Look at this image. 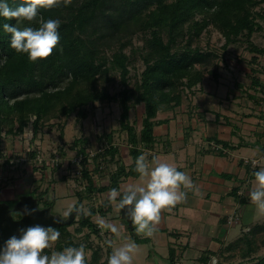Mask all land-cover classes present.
Segmentation results:
<instances>
[{
	"label": "trees",
	"instance_id": "trees-1",
	"mask_svg": "<svg viewBox=\"0 0 264 264\" xmlns=\"http://www.w3.org/2000/svg\"><path fill=\"white\" fill-rule=\"evenodd\" d=\"M22 2L23 0H8L13 8ZM263 2L264 0H68L64 3L61 0L58 6L41 7L38 12L44 19L61 20L58 29L60 40L48 57L30 61L26 53L17 52L10 47L11 34L0 27V128L7 127V131L17 137L32 125L37 135L47 121L70 117L74 113L85 118L89 104L99 100H118L122 110L120 123L127 132L129 156L132 160L130 163H123L119 149L111 144L96 156H103L105 159L110 157L111 162L116 164L110 174L109 185L97 187L91 170L87 167L86 158L83 161L82 177L87 181L85 189L88 192L120 188L125 178L139 177V173L134 170L135 159L154 147L158 113L164 108L181 106L187 94L194 93L193 89L202 83L205 72L196 64L204 62L213 52L204 51L192 44L194 38L199 37L208 25L213 24L222 31L225 47L240 40L249 43V49L254 52L250 68L251 87L264 94V81L258 75L264 73V67L259 66V56L264 54V45H258L252 40L256 32L264 29L258 20H264L263 11L255 10ZM5 22L16 23V19L0 17V25ZM29 24L38 26L36 20H24L20 26ZM164 29L168 32L167 40L162 33ZM121 32L125 36H119ZM138 32L146 37V51L141 54L145 67L134 89L129 85L131 56L124 48L132 43V36ZM115 38L120 41V48L109 56L107 49ZM184 38H187L186 44L180 48V39ZM115 70L120 73L123 85L121 90L112 94L107 89H99V79H109L111 72ZM259 98L264 100L262 96ZM137 104L144 106L139 130L130 120V110ZM61 126L63 134V125ZM81 141L86 142V139H77L75 143L81 144ZM87 147L83 143L79 152L88 155ZM11 161L13 160L7 159L8 164ZM79 197L76 205L82 204V191L79 192ZM245 200L243 197L241 201ZM45 202L50 206L54 203L50 198H46ZM110 208L107 198L101 208H92L87 215H80L78 222L81 227H88L89 231L100 236L101 229L93 217L98 213L106 215ZM18 215L21 214L18 212ZM68 227L69 225H65L56 228L65 230ZM132 230L134 231L133 227ZM255 233L257 231L253 230L243 234L229 245L230 249L240 248V257L246 260L245 264H264V254L253 255L259 249L256 239L251 237ZM133 238L137 242L148 241L135 234ZM67 245L77 246L72 241ZM211 254L213 253L208 251L202 255L201 264L209 262ZM101 258V247L97 246L93 249L92 259L88 264H107V258Z\"/></svg>",
	"mask_w": 264,
	"mask_h": 264
},
{
	"label": "rangeland",
	"instance_id": "rangeland-1",
	"mask_svg": "<svg viewBox=\"0 0 264 264\" xmlns=\"http://www.w3.org/2000/svg\"><path fill=\"white\" fill-rule=\"evenodd\" d=\"M255 10L263 11L262 13L264 14V2L257 5ZM258 20L264 26V20L262 18ZM162 33L167 40V30L164 29ZM119 36H125V34L121 32ZM149 36L147 35V37ZM186 40L187 38L180 39V48L186 44ZM252 40L258 45H264V29L256 32ZM119 42L117 38L111 40L112 45L107 49L109 56H111L114 50L120 48ZM145 42V35L138 32L132 36V43L124 48L131 56V78L129 85L134 89L136 88L135 83L140 79V73L145 67L141 55L146 51ZM224 44L225 37L222 31L213 24L208 25L201 35L193 40L192 46H199L204 51L213 52L204 62L196 64L198 68L203 69L205 72L202 81V86L203 84L205 85V90L203 91L205 93L206 91L209 93V88L213 84H216L217 80L224 91L227 90L226 88L229 87L231 89L234 86L239 90L242 88L245 90V86L251 84L250 68L254 52L249 49V43L245 40H240L227 45V47ZM259 61V66L264 67V54L259 56ZM215 72H218L216 73L217 75ZM258 75L264 78V73H258ZM97 86L99 89H107L112 94H117L123 86L119 71H112L109 79L104 77L99 79ZM200 86L198 85L193 89L194 93L187 94L184 100L185 103L192 100L196 92H200L201 94ZM243 90L242 92L245 93ZM86 111L88 115L85 118H80L78 113H74L70 117L47 121L40 128L37 135H35L32 125H29L23 134L17 137L8 132L7 127L3 126V128H0V181H2L0 182V187L7 186L8 190L7 195L3 196L1 194V197L6 199L5 201L9 205L7 206L12 215L18 216V211H15L14 208L18 202L16 198L22 195H36L39 198L40 207L46 205V198H50L54 202L52 213L57 216L59 214L62 216L69 205L77 204L80 199L79 192L81 191L83 197L81 206H83L86 212H89L92 208L98 209L103 206L105 200L108 198L109 190L88 192L85 189L87 181L82 177V174H79V170L86 158L87 167L91 170V176L97 187L109 185L110 174L116 168V164L111 162L110 157L105 159L103 156L99 158H96V156L100 154V151H103L104 147L113 144L119 149L122 162L129 163L131 157L128 154L127 132L121 127L120 116L122 110L118 100L96 101L93 104H89L86 107ZM143 115V104L134 105L130 110V120L138 130L142 126ZM61 125H63V134L61 133ZM77 139H86V142L81 141V144H76L75 140ZM83 143L88 146V155L79 152V147ZM9 158L14 162L8 164L7 159ZM79 158H82L81 162H79ZM34 166L37 167L34 168ZM131 183H133V179H127L121 185V188ZM236 199V196L229 195V199L226 202L237 204ZM247 208L249 209L250 207L248 206ZM237 217H234L235 220L234 218H230V222L237 221ZM257 217L258 222L260 221L259 219L262 220L261 213H258ZM98 219L108 220L103 217ZM78 220L79 216L74 220L76 221L74 224L69 225L65 230H59L60 237L56 241L50 242V246L43 251L51 255L53 252L62 250L68 246L67 243L69 241H72L77 246L80 244L85 245L86 258L89 263L92 259L93 249L100 246V239H103V237L97 234L94 235L95 233L89 231L88 227H81ZM118 220L125 225L124 232H120L119 230V235H112L113 248L128 242V238L131 239V236L134 234L137 235L124 218L121 217ZM244 224L252 225V222L246 217ZM241 226L240 224L233 226L232 234L234 235L232 236L235 237L239 231L241 232ZM245 231L249 233L248 229L243 230V232ZM252 237L256 239V242L262 248L264 232ZM103 241L105 242V240ZM135 243L137 251L134 253L133 264H146L148 263L147 261L158 264V260L163 259L153 257L155 255L154 249L148 241L142 243L135 241ZM204 247L201 246L199 248V245L194 243L190 258L192 262H195L194 264L198 263L196 259L202 254L200 252ZM262 250L261 252L264 253V249ZM149 252H153L151 260L147 258ZM215 260L217 259L211 258L210 263L216 264L217 261ZM228 261L240 263L241 258L236 256Z\"/></svg>",
	"mask_w": 264,
	"mask_h": 264
},
{
	"label": "crops",
	"instance_id": "crops-1",
	"mask_svg": "<svg viewBox=\"0 0 264 264\" xmlns=\"http://www.w3.org/2000/svg\"><path fill=\"white\" fill-rule=\"evenodd\" d=\"M261 80L264 81V78ZM200 85L202 92H196L191 103L184 101L177 108H164L158 113L156 143L144 153L149 160L158 156L176 165L191 177L194 188H181L187 193L186 199L170 208L161 209L158 230L153 236H137L148 239L154 249L153 257L164 259L158 260V264H194L190 260L194 243L199 248L205 246L196 259L197 264H201V256L208 251L213 253L211 258L217 259L216 264H245L246 260L240 257V248L230 249L229 245L248 233L243 230H255V235L264 232V209L254 204L249 197V191L256 183L253 172L264 167V100L259 98L261 93L251 84L245 86V90L231 86L233 88L228 87L224 91L217 80L209 88V93L203 92L204 84ZM253 160L258 161L255 166ZM130 178L133 183L147 180V177L143 180L140 175L137 178L128 177L121 185ZM229 195L236 196L238 203L226 202ZM243 197L245 202L241 201ZM110 206L106 215L98 213L93 220L97 223L98 218H107V223L124 232L125 225L118 220L122 217L121 212L116 210L114 202H110ZM258 213L262 214L260 223L257 221ZM245 214L252 225L244 224ZM234 217L238 219L231 223L230 218ZM236 224L242 225V234L239 231L234 237L232 228ZM103 229L111 237L100 239L101 260L111 254L112 235L115 234ZM131 239L135 240L133 236ZM262 244L260 248L258 243L259 249L253 255H262L263 240ZM152 253L149 252L147 257L150 260ZM236 256L241 258L240 263L228 261ZM210 261L202 264H211Z\"/></svg>",
	"mask_w": 264,
	"mask_h": 264
},
{
	"label": "clouds",
	"instance_id": "clouds-1",
	"mask_svg": "<svg viewBox=\"0 0 264 264\" xmlns=\"http://www.w3.org/2000/svg\"><path fill=\"white\" fill-rule=\"evenodd\" d=\"M67 3L68 0H63ZM61 0H23L17 7H10L8 0H0V17L16 19V23H3V31L11 34L10 47L17 52L26 53L30 61L48 57L60 40L58 31L61 20L58 18L44 19L39 15L41 7L58 6ZM39 17V18H38ZM36 20L38 26L31 24L20 26L21 22ZM35 119V117H32ZM256 165V161H252ZM144 183H131L123 188H112L108 193V200L115 203L116 210L129 218L137 235L151 237L158 230L161 209L170 208L186 199L187 193L183 189H193L191 177L178 167L158 156L149 160L141 153L135 159V169ZM255 186L249 191L250 200L264 209V167L253 172ZM198 191V190H197ZM38 209L42 207L38 206ZM38 209H26L34 212ZM88 214L81 205H69L61 216L66 220L70 214ZM102 228L109 229L119 235V229L105 220L98 221ZM19 235H12L0 246V264H88L85 245L66 246L51 255L43 250L50 246V242L60 237V232L51 225L45 227L35 224L19 230ZM111 243V241H109ZM137 245L128 238V242L113 248L107 258V264H133Z\"/></svg>",
	"mask_w": 264,
	"mask_h": 264
},
{
	"label": "water",
	"instance_id": "water-1",
	"mask_svg": "<svg viewBox=\"0 0 264 264\" xmlns=\"http://www.w3.org/2000/svg\"><path fill=\"white\" fill-rule=\"evenodd\" d=\"M39 206V198L34 195H22L19 197V200L14 208L15 211H18L21 214V218H15L12 215L9 207L0 203V246L4 244V242L11 237L12 235H19V230L22 228H26L28 226H32L35 224H41L45 227L51 225L53 227H61L65 225H71L77 216L80 214H70V216L64 220L63 218L57 222L56 217H59L52 213V207H44L42 209H38ZM26 209H38L34 212H28ZM121 215L124 219H126L130 224L131 221L124 214V210H121ZM132 225V224H131Z\"/></svg>",
	"mask_w": 264,
	"mask_h": 264
},
{
	"label": "flooded vegetation",
	"instance_id": "flooded-vegetation-1",
	"mask_svg": "<svg viewBox=\"0 0 264 264\" xmlns=\"http://www.w3.org/2000/svg\"><path fill=\"white\" fill-rule=\"evenodd\" d=\"M0 182H2V181H0ZM4 184V183H3ZM7 193H8V190H7V186H2V187H0V203H4V204H6V205H8L7 203H6V199L5 198H2L1 197V194L3 195V196H6L7 195ZM34 196H36V195H34ZM17 200H19V196L16 198ZM9 206V205H8ZM50 205H43V206H41L42 208H44V207H49ZM53 206H54V204L53 205H51V209L53 210ZM15 218H21V215H18V216H14Z\"/></svg>",
	"mask_w": 264,
	"mask_h": 264
},
{
	"label": "built area",
	"instance_id": "built-area-1",
	"mask_svg": "<svg viewBox=\"0 0 264 264\" xmlns=\"http://www.w3.org/2000/svg\"><path fill=\"white\" fill-rule=\"evenodd\" d=\"M261 96L264 97V94H261ZM101 150H102V149H101ZM78 160H79V162H81L82 158H79ZM255 161H256V160H255ZM11 162H13V161H11ZM256 162L258 163V161H256ZM257 163H256V164H257ZM252 164H253V163H252ZM79 174H82V166L80 167ZM98 226H99V228L101 229V230H100V237H103V239H104V238L108 239V238L111 237L110 233L107 232V231H105V230L100 226V224H98ZM215 261H216V260H215Z\"/></svg>",
	"mask_w": 264,
	"mask_h": 264
}]
</instances>
